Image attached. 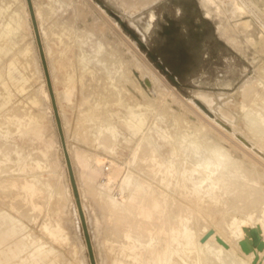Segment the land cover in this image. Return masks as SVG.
Segmentation results:
<instances>
[{
    "label": "rangeland",
    "instance_id": "1",
    "mask_svg": "<svg viewBox=\"0 0 264 264\" xmlns=\"http://www.w3.org/2000/svg\"><path fill=\"white\" fill-rule=\"evenodd\" d=\"M213 1L31 0L95 264H154L149 248L144 245L156 241L154 230L150 232L151 239L140 238L141 242L134 241L135 237L128 239L121 234V230L118 232L119 224L116 223L115 216L110 217L106 208L105 194L108 193L107 187H110L108 175L113 164L120 169L131 170L141 178L162 187L170 196L174 195L175 199L185 202L184 196L177 190L161 186L156 178L153 180L145 173L146 161L140 157L145 142L156 146L161 155H168L172 141L181 140L183 135H187V139L198 140L203 145L224 151V155L220 156L223 161L237 162L242 167L246 165L243 168L248 171L256 168L251 174L255 176V172L259 173L256 175L261 178L258 184L264 191V136L262 139L250 137L245 128L244 111L238 110L241 100L246 106H252L254 112L264 102L262 99L252 102L257 93L264 96L263 82L258 84V77L261 76L259 65L264 60V15L260 12L264 7V0H251L254 5L237 10L233 5L226 7L228 0ZM245 1L251 2L240 0ZM246 9L254 11L259 19L247 13ZM244 20L250 24L244 26ZM18 21L21 22L20 25ZM62 33L63 38L65 37L63 42L73 46L75 55H92L93 50L99 46L102 57L105 54L107 56L105 59L108 61V70L113 72L112 76L116 77L119 70H130L128 77L131 80H120L124 85L123 89L126 88V91L121 90L125 106L115 101L97 104L104 91L100 87L102 81L91 79L89 70L86 72L85 69L83 72L78 64L69 69L72 73L68 70L60 74L54 68L53 64L55 65L59 52L54 50L49 55V44L52 47L59 46ZM0 35V47H9L8 52L0 57V148L4 147L0 151V157L3 152L12 149L5 156L6 159L11 156V161L4 157L2 160L6 166L14 164L11 168H5L7 171L0 172V179L36 177L43 180V187L40 186L33 195L10 187L6 191L0 190V227L5 228L8 224L16 228L10 237L1 242L0 252L8 247L18 250L15 256L6 258V262L1 264H11L13 261V264H25L22 259L25 260L26 255L37 253L35 246L38 243L42 245V250L44 248L52 251L43 261L31 263L26 260L27 264H91L26 0H0ZM23 48L27 49L26 60L22 56L17 57ZM10 59L15 64L8 65ZM90 65L98 75L107 74H102L101 71H107L102 64L90 62ZM66 73L72 74L71 78ZM97 80L99 84L96 83ZM243 84L249 86L247 85L245 95L240 97L237 90ZM233 96L237 101V108L233 106ZM165 97L169 106L163 109ZM148 101H154L150 106L152 110L143 105ZM136 102L138 104L135 107L139 109L137 111L144 106L143 109L148 113L142 127L145 132L141 129L137 134L121 127V121L128 119L126 113L135 111L132 104L135 105ZM162 110L165 115L160 117L158 114ZM100 117L109 120L114 118L116 123H111L120 131L116 141L106 138L109 131L98 132L96 119ZM201 142L198 144L201 145ZM132 150L133 153L136 152L134 158ZM204 150L199 149V153L192 158L195 160L194 165L196 160L206 155L207 151ZM228 151L232 156H229ZM17 165L19 168L16 170ZM141 165L146 167L143 171ZM194 175L197 176L196 173ZM114 187L111 193H119V187ZM37 195L38 197H34ZM221 198L214 205H210H217L213 211L205 202H200L203 206L200 203L199 206L195 204L197 207L192 205L196 207L192 208L196 209L193 211L196 213L193 214L195 220L191 217L194 221L188 219L186 227L183 228L192 236L193 244L187 243L181 235L172 242L174 250L171 258L174 264H219L210 253L209 260L205 259L201 263L203 255L201 256L199 244H203L208 239L207 236L211 246L221 244L239 258L240 263L264 264V250L263 255L257 254V261L253 263L255 257L247 256L241 249L239 242L243 239L239 235L231 234V231H237L242 226L241 217L246 218L249 212H243L244 208L239 206L241 202L234 203L228 196V199L226 196ZM223 198L228 200L225 201L226 204ZM237 206L239 210L235 208ZM215 209H218L217 213ZM257 214L264 217V209L258 212L255 209L251 216L257 217ZM222 215L226 219H222ZM176 219L182 220V216ZM48 229L55 230V235L49 234ZM42 250L39 255L44 252ZM37 256L35 255L36 259ZM32 260L35 261L34 256Z\"/></svg>",
    "mask_w": 264,
    "mask_h": 264
},
{
    "label": "bare ground",
    "instance_id": "2",
    "mask_svg": "<svg viewBox=\"0 0 264 264\" xmlns=\"http://www.w3.org/2000/svg\"><path fill=\"white\" fill-rule=\"evenodd\" d=\"M209 1L214 2L213 0H209ZM220 1L223 2L224 0H220ZM250 4H253V2L252 1L251 2H246V1L245 2H240V0H228L226 7L229 8L231 5H233V7L237 10L239 8H246V7H248L247 5L250 6ZM55 11H56V9H55ZM246 11H247V13L251 14L253 17L258 18L255 15L254 11H251V10H248V9H246ZM260 12H261V14L264 15V7H262V10H260ZM245 20L243 22V25L244 26H248L250 23L248 21H245ZM18 24L20 25L21 22L18 21ZM65 26H66V24H65ZM65 26H64V28H65ZM57 28H58V25H57ZM67 28H69V27H67ZM262 28L264 29L263 26H262ZM58 32H59V30H58ZM58 32H56V33H58ZM61 37H62L61 38L62 41H60L61 44H59V46L56 45L57 47H52L51 44H49L50 46L48 45L49 46V50H48L49 55H52V52L54 50H57L59 52L58 55L56 56L55 65L53 64L54 68L56 70H58V72H60V74H64L70 68H73V67L76 66V64H78L79 68L81 67V69H83V72H84L85 69H86V72H87V70H89L88 73H89V77L91 79L93 78L94 81H95V79H98V80L101 79V81H102V85L101 86L98 85L99 84L98 80H97L98 82H96V83H98L97 85L102 87L103 90L106 91V92H104L102 90L103 93H101L99 102L97 104H99L100 102H102L103 104H108L110 102L113 103L115 101V102H118L119 104L123 103V105H124V102H123V99H122V95L123 94H122L121 90L126 91L125 90L126 88L123 89L124 85L121 84L120 80L122 78L126 79V80H131V79H129L131 77H128L129 76L128 73H130V70H127V69L121 70V71L119 70L118 71V75L116 74L117 75L116 77L112 76L113 72L110 71L111 69L108 70V64H107L108 61L105 59V57H107V56L105 54V56L102 57V55L100 53V50H99L100 49L99 46L97 47V45H95L97 48H95V46H94L95 49L93 48L94 52L92 51L93 52L92 55H89V56H85V55L81 56V55H78V54L75 55L74 50H73V46L71 44L63 42L64 38H65V37L63 38V33H62ZM69 37H70V35H69ZM262 38H263V36H262ZM48 40H49V38H48ZM66 40H68V38ZM76 41H78V40H76ZM79 41H81V40H79ZM69 42L71 43L70 40H69ZM53 44H56V43L53 42ZM8 50H9L8 46L0 47V57L3 54H6L8 52ZM85 52L86 51H83L84 54H87V52L86 53ZM111 54H113V53H110V55ZM26 55H27V49L23 48L18 53L17 57L20 58V56H22L23 59L26 60ZM109 57H112V56H109ZM109 60H110V58H109ZM90 62L102 64L104 69H106L107 71L103 70L101 72H102V74H103V72H106L107 74H104L103 75L104 77L102 75L100 76V74L98 75L96 73L97 71H94L93 69H91L93 67H91ZM109 63L111 64V62H109ZM119 63H121V62H119ZM9 64H15V61L13 59H10L8 65ZM92 66H94V65H92ZM98 66H99V64H98ZM101 72L99 71V73H101ZM110 72H111V74H110ZM70 73H72V72L70 71ZM88 73H87V75H88ZM259 73L261 74V76L258 77V84L263 82V85H264V60H262L261 64L259 65ZM66 75H68L69 78H71L70 76L72 74L69 75V74L66 73ZM90 78H89V80H90ZM262 79H263V81H259V80H262ZM128 83H129V81H128ZM247 85L248 84H243V86L238 88L237 94H240L241 95L240 97L245 95V91H246L247 87L249 86V85L248 86ZM98 89H101V88H98ZM93 90H95V89H93ZM127 90L130 92L129 89H127ZM85 93H88V92L85 91ZM90 94H91V92H90ZM97 94H100V93L98 92ZM95 97H98V96H95ZM88 98H90V97H88ZM132 99H134V98H132ZM233 99H234L233 100V106L235 108H237V106H236L237 101H235V96H233ZM261 99L264 101V96H261L259 93H257L256 96H254L252 98V102H254L255 100H261ZM88 100L89 99H87V101ZM134 101H137V100H134ZM163 101L166 102L163 105L164 106L163 109H166V107L169 106L166 97L164 98ZM131 102H133V100ZM153 103H154V101H151V102L148 101V102L144 103L143 105H146L145 108H147V107H150L151 105H153ZM136 104H138V103L136 102L135 105L132 104V107L133 106L135 107ZM238 104H239L238 110L242 109L244 111V113H243L244 119H245L244 123H245V126H246V127L245 126L244 127L247 128V130L249 132V136L250 137L253 136L255 138L259 137L258 139H260V138L262 139L263 136H264V102L261 105V108L257 107L258 109H257L256 112L253 111L252 106H249V107L246 106V104L244 103L243 100H241ZM94 105H95V103H94ZM94 105H92V106H94ZM139 105L142 106V104H139ZM127 107L129 108V106H127ZM143 107L144 106H142L141 108L143 109ZM89 108H91V107H89ZM137 108L135 107V109H134L135 111H133V110H131L130 112L128 111L126 113L128 115V119H124V120L121 121V127H123L126 130H131L135 134H137V132L140 133V131H142L144 129V128L142 129V127L146 123V121H145L146 118L145 117L148 114V113L146 114L147 110L143 109L144 111H142V109L140 108L141 110L137 111V110H139ZM150 109H151V107H150ZM86 110H91V109H86ZM86 110H85V112H86ZM153 110H155L154 107H153ZM94 112L95 111H93V114H94ZM159 112L160 111H158V113ZM82 113H84V111ZM90 113L92 114V112H90ZM160 113L161 114H158L159 116L160 115L161 116L165 115L163 110ZM109 115H110V113H109ZM229 116H231V115H229ZM110 119H112V118H110ZM113 119L109 120L107 118L103 119V118L100 117V118L96 119L97 120L96 123H97V127H98V132L99 133L102 132L103 130L109 131L107 133L109 135L106 138H109L110 140L116 141V139H117L116 136H119L120 133L118 134V131H119L118 128L115 125H113V122L115 121V120L113 121ZM85 120H87V119H85ZM118 120H120V119H118ZM111 121H113V122L111 123ZM79 122L77 124H80ZM115 123L116 122H114V124ZM81 125H82V123H81ZM146 125L148 126V123ZM174 128H175V126H174ZM202 130L204 131V129H202ZM180 131H181V129H180ZM195 131H197V130H195ZM199 132H201V131H199V128H198V134H200ZM83 133H84V131H83ZM193 133H194V131H193ZM198 134H196V135H198ZM203 134H204V132H203ZM105 135H104V137H105ZM129 135H130V133H129ZM181 135H182V133H181ZM181 135H179V136L181 137ZM186 136L183 135L181 140L179 139V140L172 141V143H171L172 146H171V148L169 150V154L168 155H161V153H158L156 146L152 145V143L149 144L148 142H145V143H143V144H145L144 147H143V145L140 144L143 147L140 157H141V159L146 161L145 166H147V169H144L146 167L145 166L142 167V165H144L142 163V165H141L142 171L144 169L145 173L147 175H149L151 178H153V180L156 178V180H158V182L161 184V186L166 187V188L167 187L168 188L171 187L175 191L177 190L180 194H182L184 196V197L180 196V197H183V199H185L184 203H183V201L182 202L179 201L177 198L175 199V197H173L174 195L170 196L167 193V191L165 189H163L162 187L154 185L153 183L145 180V178H141L140 176L134 174L129 169H126V168H121L120 169L119 166L113 164V168L111 170V173H110V175H108V179H110V182H109L110 184L109 183L108 184L110 185V187H107L108 193L105 192L106 193L105 197L107 199L106 208H107V210L109 212L110 217L115 216V218L117 220L116 223L119 224L118 232L121 230L120 231L121 234L123 233L122 235L126 236V238H128V239L130 237H135L136 239H133L134 241L135 240H137V241L140 240V242H141L140 238H144V237H147L148 239H151L152 237H151V233L150 232L152 230H154V232L156 233V241L154 240L153 244H151V243L150 244H145L144 243V245H146L145 247L149 248V251H150V253L153 256V263L154 264H174V262L172 261V258H171V253L174 250L173 249L174 246L172 245V242L176 241L178 236H180V235L184 236V238H185L187 243L193 244L192 236L190 235V233L188 235V232L186 231V229L183 228V226H185V224L188 221V219H190L191 217L194 219L193 214H196V213H193V211H195L196 209L194 210L192 208H194L195 206L197 207V205L200 202H205V203H207V205H209V209L212 208V211H213L214 207H216L217 205L215 204L216 206H214V207H210V205H212L213 203H217L218 200H220L221 197H225V196H226V198H227V196L230 197L231 201H234V203L235 202H238V203L241 202V204L239 206L244 208V211H243V209H241V210L243 212H247V211L249 212L247 214L246 218L242 219V217H244V216H242V217L240 216L241 217L240 222H242L243 224H242V226L238 227L237 231H231V234L239 235L241 239H245L248 236V234H247L245 229H248V228H251V227H255L256 225H259L260 228H261V238L264 241V234H263L264 217L258 216L259 214H257V217H252L251 216L252 212L255 209H257V212L261 211L262 209H264V191L262 190V187L258 184L259 180L261 178L259 179V176H256L257 174L259 175V173L255 172L254 173V175L256 174L255 176H253L251 174L252 171H255L256 168L252 169V170L250 169L248 171V170H245L243 168L246 165L242 167L241 165L237 164V162L223 161V160L220 159V156L224 155L223 154L224 151H222V150L220 151L217 148H213L212 146H209V145H203L202 144L203 142H201V141H199V142H201V145H199L198 144L199 142H197L198 140L196 141V140L191 139V138L187 139ZM101 137H103V135ZM106 138H105V140H106ZM124 138H125V136H124ZM127 138H128V136H127ZM172 138H174V136ZM183 139H184V141H183ZM98 140H99V138H98ZM263 140H264V138H263ZM127 141H128V143H130V140H127ZM205 144H207V143H205ZM209 144H211V143H209ZM141 146H140V149H141ZM3 148L4 147H2V149ZM201 148L205 149L204 151H207V153H205L206 155H204V157L196 160V164L194 165V163H195L194 161L195 160L194 159L192 160V158H195V154H198L199 153V149H201ZM227 148L225 147V149H227ZM2 149L0 148V151ZM108 149L111 150V148H109V147H108ZM10 151H12V149L9 150V151L3 152V156L0 157V172L7 171L6 169L11 168L14 165V164L13 165L11 164L12 165L11 166V165L7 164L8 166H6L5 165L6 163H3V160H2L3 157H4V159H6L8 154L11 153ZM228 153H229V151H228ZM132 154H133V158L136 157L135 156L136 155L135 151L133 153V150H132ZM132 154H130V155L132 156ZM137 156H138V154H137ZM229 156H232V155L229 153ZM8 158H10V159H8ZM8 158L6 160L7 161H9V160L11 161L12 157L10 156ZM176 160H178V161H176ZM135 161H136V159H135ZM16 162L20 163V160L16 159ZM139 162H140V160H139ZM36 164H38V163H36ZM19 165H17L16 168L15 167L14 168L17 170L19 168L18 167ZM29 168L32 169V166L29 165ZM31 169L29 171H31ZM194 173H196L197 176H195ZM48 179H49V177H48ZM40 180H41L40 178L38 179L36 177H32V178L25 177V178H21V179L3 178V179H0V190L6 191L7 190L6 188L10 187V188H15V190L16 189H20L19 191L24 190L25 192H28L29 195H33V192L38 190L40 188V186H42V183H43L42 181L43 180L42 181H40ZM105 185H107V184H105ZM117 185H119V186H117ZM114 186L119 187V189L116 188L117 190H119V193H117V194L113 193V192H112L113 194L111 193V191L115 188ZM98 190H100V188ZM101 192H103V191H101ZM2 193H7V192H2ZM20 193H22V192H20ZM43 193H45V192H43ZM47 193H49V192H47ZM38 195L34 196V197H38ZM41 197H43V196H41ZM102 198L104 200V197H102ZM32 199L35 200V198H32ZM45 199L43 201H45ZM225 199L223 198L224 203L226 201ZM39 200H41V198ZM188 202L190 204L194 203V204H191V206L195 205V204H197V205H195L194 207L193 206L191 207V206H189ZM226 202H228V200ZM35 204H36V202H35ZM200 204H201L200 206L204 205V204L202 205V203H200ZM218 207H220V206L218 205ZM227 208L229 209L231 207H227ZM235 208H238V210H239L238 206L235 207ZM204 209H206V208H204ZM218 209H215V211L218 210ZM206 211H207V209H206ZM216 213H217V211H216ZM221 213L222 212H220V214ZM231 214H232V212H231ZM234 215H236V214H234ZM178 216H182V220L176 219V218H178ZM221 217H222V219H226V218H223V215ZM221 217L219 216L218 218H221ZM196 218H197V216H196ZM223 222H225V221H223ZM220 223L222 224V220H221ZM227 223H228V221H227ZM195 224H196V221H195ZM193 226H194V223H193ZM49 227H51V226H49ZM199 227H198V229H200ZM224 227H225V225H224ZM44 228L47 229L46 226H44ZM193 228H195V227H193ZM15 229H16L15 227H13L11 225H8V224L5 226V228H3L1 226L0 227V233H1L0 234L1 235L0 236V244L5 239L10 237V235L15 232ZM57 230L60 232L58 227H57ZM185 231H186V233H185ZM197 231L198 230H196V232ZM48 233L51 234V235H55V230H49L48 229ZM204 235L206 236V234H204ZM206 238H208V239L204 243L202 241L203 244H199L200 248H201L200 250L202 251L201 256L203 255L201 263H202L203 260L205 261V259H206V261L209 260V258H210L209 257V253H210V255L212 254L219 261V264H243V263H240L239 258H237L235 255L231 254L227 249L223 248V246L221 244L218 243L216 246H211L209 244V237L207 236ZM123 241H124V239H123ZM38 245H39V243L36 245L37 247L35 246V251L37 253H35V254L31 253L30 256L26 255L25 260L22 259V261H25V264H27L26 260H29L31 263L32 262L33 263H36V262L39 263V261H43L48 256V254L52 251L51 249H46L45 250L44 248L42 250V248H41L42 245L41 246L40 245L38 246ZM136 245H138V244H136ZM198 248H199V246H198ZM41 250L44 251V252L42 253V255H39V252H41ZM263 250L264 249L257 250L255 248L254 250L246 253V255L247 256H252V257H257V254H261L262 253V255H263ZM31 251L33 252V249H31ZM194 251H193V254H194ZM17 252H18V250L16 248H12V247H8L7 250L1 251L0 252L1 253L0 264L3 263V262H6V260H7L6 258L11 257V256H15L17 254ZM126 253H127V251H126ZM35 255H38L37 256L38 259H36ZM33 256H34V260L35 261L32 260ZM214 257H212V259ZM21 258H22V256H21ZM251 260H252V258H251ZM10 263L13 264L14 261L10 262ZM186 264H188V263H186Z\"/></svg>",
    "mask_w": 264,
    "mask_h": 264
},
{
    "label": "water",
    "instance_id": "3",
    "mask_svg": "<svg viewBox=\"0 0 264 264\" xmlns=\"http://www.w3.org/2000/svg\"><path fill=\"white\" fill-rule=\"evenodd\" d=\"M27 1V5L29 8V12H30V16H31V21H32V25H33V29H34V33H35V37H36V42L38 45V49H39V54L41 57V62L43 65V69H44V73H45V77H46V81H47V87L49 90V95L51 98V104H52V108H53V112H54V116H55V121H56V125H57V129L59 132V136H60V140H61V145L63 148V153H64V157H65V161H66V165H67V169H68V173H69V178H70V182H71V186H72V190H73V194L75 197V201L79 210V215L81 217V223L83 226V231H84V235H85V239H86V243H87V248H88V252H89V258H90V262L91 264H95V260H94V255H93V251H92V247H91V242H90V237L88 234V230H87V226L85 223V219H84V215L81 209V205H80V200H79V195H78V191H77V186L75 183V179H74V174H73V170L71 167V161L66 149V145H65V139H64V135H63V131H62V127H61V121L58 115V111H57V106H56V102H55V98H54V94L52 91V87H51V83H50V79H49V74L47 71V66H46V62H45V57H44V53H43V48H42V44H41V40H40V35H39V31H38V27H37V23L35 20V15H34V10H33V6H32V2L31 0H26ZM164 71L166 72V69H164ZM174 80V78H172ZM248 236L241 240L239 242L241 249L248 253L252 250H254L255 248L257 250H262L264 248V241L261 238V228L259 225H256L255 227H251L248 229H245ZM257 258L255 257L253 263H256Z\"/></svg>",
    "mask_w": 264,
    "mask_h": 264
}]
</instances>
